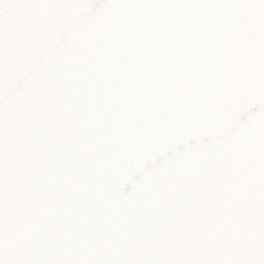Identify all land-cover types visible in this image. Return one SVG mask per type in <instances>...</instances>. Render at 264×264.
Instances as JSON below:
<instances>
[{
	"label": "water",
	"instance_id": "95a60500",
	"mask_svg": "<svg viewBox=\"0 0 264 264\" xmlns=\"http://www.w3.org/2000/svg\"><path fill=\"white\" fill-rule=\"evenodd\" d=\"M0 264H264V0H0Z\"/></svg>",
	"mask_w": 264,
	"mask_h": 264
}]
</instances>
